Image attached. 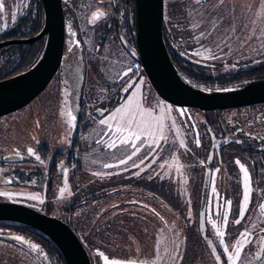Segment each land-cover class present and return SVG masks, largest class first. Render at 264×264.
<instances>
[{
    "label": "flooded vegetation",
    "instance_id": "flooded-vegetation-1",
    "mask_svg": "<svg viewBox=\"0 0 264 264\" xmlns=\"http://www.w3.org/2000/svg\"><path fill=\"white\" fill-rule=\"evenodd\" d=\"M244 1L246 0H223L221 3L220 0H201V3H197V0H164L163 39L172 62L184 82L207 92H224V89H228L227 91L239 90L264 82V64H259L264 58V54L260 50L256 51L254 59L244 57L237 59L229 52V50L238 48L234 43L240 42L241 45L249 41L250 37L252 39L258 37L237 30L227 32L230 20L241 23L240 29H242ZM62 4L65 15L63 52L59 61H57V51L55 50L52 54L53 61L50 64L54 65L55 73L48 85L55 80V86L67 90V94L62 90L64 95L60 96V100L54 99L61 106L62 112L66 107L71 111L75 109L78 112L73 114L76 116L74 140L67 151H59L54 155L51 164L49 163L50 166L48 165L49 171L45 178L42 175L45 168L42 166L36 164L29 169L25 165H20L21 155L11 154L0 159L1 169L8 171L7 173H13L18 178L20 177V180L28 182L38 178L46 180L49 187H53L57 182L59 167L65 168L77 164L79 171L83 168V164L87 163V148H85V152L77 151L75 148L76 144L82 146L78 138L81 133L83 135L84 131L91 127V124L87 122L92 113L101 112L102 106L108 102L114 108L119 105L121 99L116 97V94L119 91L118 95L120 96L121 90L127 87L129 75L139 72L141 79L145 78L148 81V84H145L143 88H149L152 85L157 92L141 59L137 57L139 50L136 0H62ZM27 5L24 14L18 18L16 24L0 34V43L15 41L0 47V80L14 78L29 71L43 62L47 56L49 31L32 42L20 41L35 38L46 28V14L42 0H29ZM97 9L105 11L106 16L93 24L90 22L91 16ZM203 10L204 14L208 13V15L211 10L214 12L213 18L209 20L213 28L211 33L203 32L199 23ZM193 25L198 26L193 27ZM206 36L212 38L211 46L214 54L209 53L204 45ZM217 38H222L225 41L227 62H223L220 58L222 53L215 43ZM129 68L132 69L131 72H128ZM125 72H128L127 76H124ZM48 85L44 90L48 88ZM131 89L126 93V96L130 95ZM44 90L26 105L38 100L41 107L45 106L48 98L41 96ZM112 95L114 98L111 97ZM66 96L67 105L65 104ZM161 98L163 97L161 96ZM174 105L180 107V113H183L181 122L184 125V133L185 128L187 133L193 131V136L191 138L188 136L184 148L191 149L192 157L195 159L194 162L180 167V224L189 230L200 232L201 197L206 172L209 170V191L205 217L207 236L210 237L207 212L213 185L221 186L222 191L225 189V198L231 201L232 211L228 215L229 223L226 225V230L231 232L233 227L239 225L234 222L239 219V209L243 203V192L241 191L243 174L235 163L239 159L249 170L252 188L250 205L241 222L248 220L258 225L256 239L264 236V231H261L264 229V214L259 218L260 216L256 213L259 202L261 199L264 200V98L211 109ZM186 111L191 112V118L189 114L185 113ZM108 112L109 108L101 113V117H105ZM82 123L87 124L82 125ZM103 126L101 133L107 131V127ZM69 127L72 129L71 125ZM179 133L180 131L177 132V134ZM197 138L200 140L199 146L195 143ZM225 138L232 140L221 143V140ZM179 142L180 139L176 143H172L171 147L176 149L182 147ZM168 145L167 142L165 149ZM104 147L106 148V146ZM165 149L161 152L160 150L158 152L149 151V154H154V158L156 154L159 156L153 163L163 165L161 176L152 174L150 170L152 166L144 169L145 174L140 175L147 179H143L142 187L144 189L139 191L143 195H147L149 192L150 199L161 202V210L156 209V202L154 203L152 215L155 217L164 215V218L167 216L165 210L170 198L169 183H171L168 181V159L166 158L168 152L166 153ZM146 151L148 153V150ZM148 157L151 159L152 155ZM200 158L204 162L202 166L197 164ZM24 159L27 160L25 157ZM209 160L210 163H208ZM7 163L10 164L6 165ZM56 166L57 170L52 171ZM216 169L219 171L217 172ZM103 180H105L104 177L98 182L100 191L93 194L100 202L105 195L119 190V188L117 190L116 187H113L103 192L105 186ZM106 181L111 184L118 182L115 179ZM172 184L176 187V182ZM35 185L38 186L41 183L35 182ZM12 193L24 194L23 191ZM186 199L191 201L190 209L195 216L186 215L184 210ZM120 204L115 203L113 206L115 208L122 207ZM102 205L101 202L103 210ZM196 205L198 214L194 211ZM120 210L121 212H117V214L125 211V209ZM72 213H74L73 210L67 212L68 215ZM103 215H105L104 211H100L99 223L102 221ZM164 218L161 219L162 223L165 221ZM99 226L101 229L100 224ZM214 242L224 264H227L223 251L217 245L218 242L215 240ZM205 243L207 242L205 241ZM255 244L253 254L250 255L246 252V255L258 259L260 262L264 257V252L260 251L259 244ZM189 245L192 244H185L186 249L183 251V257H185Z\"/></svg>",
    "mask_w": 264,
    "mask_h": 264
},
{
    "label": "rangeland",
    "instance_id": "rangeland-1",
    "mask_svg": "<svg viewBox=\"0 0 264 264\" xmlns=\"http://www.w3.org/2000/svg\"><path fill=\"white\" fill-rule=\"evenodd\" d=\"M28 1L29 0H5V11L0 13V29H2L0 30V34L16 24L18 18L24 14V5L28 4ZM13 14L16 15L14 21L12 20ZM213 15L214 12L212 10L209 15L208 13L204 14V10L202 11L199 23L201 24L203 32L211 33L213 31L209 22V20L213 18ZM242 16L244 17L242 29H240L241 23H235L230 20L228 23L230 26L227 28V32L237 30L238 32L258 37L254 39L250 37L248 39L249 41L241 45L239 44L240 42L234 43L238 48L229 50V52L233 57H237V59L242 57L254 59L257 50H260V52L264 54V0L244 1ZM205 39L204 45L208 49V52L214 54L215 52L211 46L212 38L206 36ZM215 43L222 53V56H220L221 60L227 62L225 41H223L222 38H217ZM259 64H264V58ZM140 75L139 72L129 75L127 87L130 84L138 86L144 106L152 108L155 115L160 114L161 108L165 110V135L167 136L169 145L165 149L166 143L161 141V147L157 148L155 151L158 152L160 150L161 152L165 149V152H168L166 155L168 159V181L171 183L176 182V187H174V189H179L180 166L187 165L189 162H194L195 159L192 157L191 149L188 150L184 147L176 149L171 147V144L176 143L178 139L183 140L185 144L188 136H190V138L193 136V131L187 133L185 128L184 133L180 107L161 98L153 89L152 85H150L149 88H143L145 84H148V81L145 78L142 80ZM54 82L55 80L48 85V88L44 90L41 95L48 98L45 106L41 107L39 101L35 100L24 108L0 116V159L10 156L11 154L14 155L16 151H19L22 157V161L20 160L19 164L25 165L29 169L36 164L42 166L45 168L42 173L43 178L46 177L49 171V163L51 164L54 155L59 151L65 152L70 148L74 140V128L76 126L75 120L73 122L74 126L71 125L72 129L69 127L70 117L62 114L61 106L57 101H54L55 98L60 100V96L64 95V91L65 94H67V90L63 88L59 89L58 86L54 85ZM135 91L136 88H132L128 96H131ZM118 94L119 91L116 97L118 96L121 102L117 107L124 103L128 97L124 90H121L120 96ZM111 97L114 98L113 95ZM102 107L101 112L97 114L92 113L89 116L87 123L91 124V127L85 130L83 135L81 133L78 138L82 146L79 144L75 146L77 151L83 150L85 152V148H87L88 151L87 163L83 164L81 170L78 171L77 164L72 166L69 165L65 168L59 167L58 180L54 183L53 187H49L46 184V180H44L45 182L39 180V178L31 182L20 180V177L18 178L13 173H7L8 171L1 169V166L0 193L6 192L10 195L5 196L0 194V201L24 204L42 213L66 219L67 208H71L77 202L90 200L78 207V210L72 215V218L75 224L74 227L77 230L78 227L85 228L82 233L80 232L79 237L88 250L92 264H104L103 258L99 255L100 252H103L110 260H135L137 264H139L140 261H145L147 264H177L178 262H180V264H217L207 243H205L198 231H196L198 236L194 234L193 241L188 240V244L192 245L187 247L185 257H183V251L186 249L184 244V235L186 234L185 227L180 224V232L177 228H169V226L172 227L173 224L169 222L168 226L166 222L167 216L166 221H164L165 223H162L161 216L155 217L152 215L154 202H156L157 205L156 209L159 210H161V202L150 199L149 192H147V195H143L139 192L144 189L142 187L143 179H147L140 175L145 174L144 169L152 166L150 169L152 174H156L158 177L161 176V165L153 163L159 156L156 154L154 158V154H149V149L145 146L141 148V151L137 153L136 156L128 160V156H130L132 152L131 146L108 149L107 147L105 148L104 145L97 144V141L102 138L100 135L104 127L99 123L100 119H106L111 112L115 110L110 102ZM169 107L171 108L170 113L167 111ZM108 108V114L105 117H101V113L108 110ZM76 113L78 112L72 109V114ZM185 113L189 114L190 118L192 117L190 111H186ZM87 123H82V125H86ZM178 131H180L179 134H177ZM104 138L106 139V137ZM139 143L140 142L137 141L138 145ZM29 147L34 150V155H29L27 153V148ZM146 150H148V153ZM37 155L40 157V160L36 159ZM149 155H152L151 159L148 157ZM24 157L27 160H25ZM122 159L126 160L127 163L120 164L119 161ZM201 159L202 158H200L197 163L198 166H202ZM141 160H143V163H141ZM9 164L10 163H7L6 165ZM105 164L111 165V167L106 168L104 167ZM133 164L138 165V167H133ZM65 169H67V176L64 174ZM97 173H99V175H97ZM137 173L139 174L137 175ZM102 177L105 179L103 180L105 184L103 192L113 187H116L117 190L119 188L115 193L107 194L104 198H101L103 210L101 209V202L98 201L97 197L93 196V194L100 191L98 182ZM110 179H115L118 182L114 184L108 183L106 180ZM65 181L68 187L63 195H61L60 189L64 187ZM35 182H40L41 185L36 186ZM213 186H215L217 193L214 194L211 190L207 212L210 237L218 242L217 245H219L220 249L223 251L224 246L220 244V238L216 235V231L211 224L212 220H216L217 227H220L225 232V245L229 246L230 250L231 247L236 244L237 239H242L239 237V233L245 229H248L252 233L251 239L256 241L259 227L252 221L244 220L237 227H233L231 232L226 230L227 224L223 223L222 213L228 211L229 215L232 211V205L229 209L225 203L228 201L227 198H225V189L222 191L221 186ZM243 190L244 187L242 185L241 191L243 192ZM16 191H23L24 194L12 193ZM190 192L192 191L190 190ZM34 195L37 196L35 200L31 198ZM173 197H177V194L174 193ZM170 200L172 199L169 198V201ZM115 203L123 204H120L122 207L115 208L113 206ZM261 203H264V200L261 199L259 205ZM184 204L186 215L195 216L190 209L191 201L186 199ZM249 205L250 202L248 206ZM169 208L170 212L174 210L170 207L168 202L165 212H167ZM120 209H125L127 211L129 209L132 211L116 215L117 212H121ZM100 211H104L105 215L101 217L102 221L97 223L99 228V224L101 225V231L91 234V238L96 242L95 243L87 238L85 231L90 225V221L99 217ZM194 211L198 214L197 205ZM256 213H258V216H260L259 218H261L264 211L258 207ZM128 218H134L135 223L131 225V222H128ZM238 227L239 230H237ZM99 233H101V236ZM0 234L11 236L19 235L15 231L1 226ZM254 244L255 243L249 245L245 252L252 255L254 252ZM4 249L8 251V258L4 259L5 263L45 264L36 254L27 250L25 247L23 248L22 245H19L17 242L0 238V251ZM223 254L227 259L224 251ZM0 256H2L1 252ZM241 258L244 264H264V257L258 262V259L249 257V255L247 257L245 253H242Z\"/></svg>",
    "mask_w": 264,
    "mask_h": 264
},
{
    "label": "water",
    "instance_id": "water-1",
    "mask_svg": "<svg viewBox=\"0 0 264 264\" xmlns=\"http://www.w3.org/2000/svg\"><path fill=\"white\" fill-rule=\"evenodd\" d=\"M42 2L46 14L45 30L35 38L20 41L32 42L49 31L47 56L43 62L29 71L14 78L0 80V116L20 109L38 96L55 73L54 65L50 64L53 61V52L57 51V61L62 56L65 38L62 0H42ZM136 3L139 50L137 57L141 59L160 96L179 106H197L202 109L228 107L264 98V82L224 92H207L184 82L172 62L163 39L164 0H136ZM14 42L0 43V47ZM230 140L232 139L225 138L221 140V143H227ZM208 191L209 170L206 172L201 197L200 233L214 258L220 256L219 261L216 259L217 263L224 264L214 240L207 236L205 217ZM0 221L20 222L46 234L59 247L67 264H92L87 248L68 221L10 201H0ZM0 235L19 241L14 239L16 236Z\"/></svg>",
    "mask_w": 264,
    "mask_h": 264
},
{
    "label": "snow or ice",
    "instance_id": "snow-or-ice-1",
    "mask_svg": "<svg viewBox=\"0 0 264 264\" xmlns=\"http://www.w3.org/2000/svg\"><path fill=\"white\" fill-rule=\"evenodd\" d=\"M222 3L223 0H220ZM197 3H201V0H197ZM24 7H28L27 4ZM5 11V0H0V13ZM106 16V12L100 9H97L92 13L91 16V23L95 24L100 18ZM16 19V15H12V20ZM198 25H193V27H197ZM2 30V29H0ZM203 35V33H202ZM132 69L129 68L128 72H131ZM128 72L124 73V76L128 75ZM131 88H136V91L132 93L131 96H128L124 103H122L119 107L115 108L114 111L106 118L100 119L99 123L101 125H105L107 127L106 132L101 133V139L97 141L98 145H104L108 149H117L118 147L124 146H131L132 152L131 155L128 156V160H131L133 156H136L137 153L141 151L142 147L147 146L149 151H155L157 148L161 147V141L167 143V136L165 135V119L166 113L163 108H161V112L159 115H155L152 108H148L144 106L142 99L140 97V89L136 85H129L125 87L123 90L124 92H129ZM227 91L228 89H224ZM65 104L67 105V96L65 97ZM167 111L170 113L171 108L169 107ZM62 114H66L69 119V124L74 126L73 122L76 120V116L72 114V111L65 109ZM183 114V113H182ZM106 137V139L104 138ZM139 141V145L137 144ZM195 143L197 146L200 145L199 138L196 139ZM180 145L184 147V141L180 140ZM27 153L29 155H34V150L29 147L27 148ZM16 156H20V152H15ZM37 160H40V157L36 156ZM211 159V157H209ZM120 164L127 163L126 160H120ZM143 163V160H141ZM201 163H204L201 161ZM235 163L239 166L240 171L243 174V203L239 209V216L240 219H236L234 222L236 224H240L241 220L244 218L246 211L248 210V204L250 202V194H251V187H250V174L248 168L245 164L241 163L239 159L235 161ZM104 167H111V165L105 164ZM133 167H138V165L133 164ZM163 167V165H161ZM182 167V166H180ZM218 172L219 169H216ZM65 176H67V169L64 170ZM139 173H137L138 175ZM99 175V173H97ZM67 182L65 181V185L63 188L60 189L61 195L67 190ZM212 192L215 194L217 190L215 186L212 188ZM5 196H9V193H0ZM33 200L37 199V196L31 197ZM228 208H231V201L228 200L225 202ZM260 209L264 211V203L259 205ZM155 211V210H153ZM157 215H159L157 213ZM163 219V217H161ZM222 219L224 224H228V211H224L222 213ZM212 227L216 231V235L220 238V244L224 246L223 251L227 256V264H244L242 260V253H245L246 248L253 244L257 243L260 245V251L264 252V236L259 237L256 241L251 239L252 233L245 229L244 231L239 233V237L242 239H237L236 244L230 247L225 245V232L220 228L217 227L216 220L211 221ZM264 231V229H261ZM14 239L22 241L24 244H28L27 240H24L23 237H14ZM30 247L33 251L37 250L38 245L31 244ZM99 255L103 258L104 264H137L135 260H119V259H109L107 256L104 255L103 252H100ZM216 259L219 261L220 256L218 255ZM139 264H147L145 261H140Z\"/></svg>",
    "mask_w": 264,
    "mask_h": 264
},
{
    "label": "trees",
    "instance_id": "trees-1",
    "mask_svg": "<svg viewBox=\"0 0 264 264\" xmlns=\"http://www.w3.org/2000/svg\"><path fill=\"white\" fill-rule=\"evenodd\" d=\"M55 170H57V166L52 169V171H55ZM174 186L175 185H173L172 183H169V195H170V199H172V200H170V201L168 200L170 207L173 208L174 210L172 212H170V208H169V210L167 211V221H166V217L164 218V220L167 222L168 226H169V222L173 224V226L172 227L169 226V228H173V229L177 228L180 232V190L176 189V188L174 189ZM174 193L177 194V197H175V198L173 197ZM89 201L90 200H85L83 202L82 201L77 202L71 208H67L66 212H69V210H73L75 213L78 210V207L82 206L83 204H85ZM153 208H154V206H153ZM131 211L132 210H128V211L125 210L124 212H131ZM74 213H72L70 215L67 214L66 220L71 224V226L74 228L76 233L79 235L80 232L82 233L85 228L84 227H78V230H77L74 227L75 224H74L73 218H72V215ZM116 215H118V214H116ZM98 218H96V219L94 218V220L90 221V225L86 228V231H85L87 238L91 239L92 241H94V240L91 238V234L94 232H100L101 231V229L98 227V224H97V223H99ZM128 222L129 223L131 222V225H133V223H135L134 218H128ZM0 226L15 231L16 233L19 234L16 237H23L24 240H27L29 243L24 244L22 241L21 242L15 241L13 239L6 238V237H3L1 235H0V238H4V239H8V240H12V241L17 242L19 245H22L23 248L25 247L27 250L36 254L37 257L41 261H43L45 264H67L61 250L56 245V243L51 238H49L46 234L42 233L41 231L37 230L36 228L31 227V226L26 225V224H23V223H20V222H15V221H0ZM131 227H133V226H131ZM185 231H186V234L184 235L185 236L184 237L185 244H188V240H190V241L194 240V234H196V232L192 231L191 229L190 230L187 229V227H185ZM99 235L101 236V233H99ZM196 236H197V234H196ZM200 236H201V233H200ZM31 244L38 245L37 250L33 251L32 248L30 247ZM0 252L2 254V256H0V264H8V263L4 262V259L8 258L7 257L8 251L6 249H4ZM19 255H18V257H19ZM11 264H14V263H11Z\"/></svg>",
    "mask_w": 264,
    "mask_h": 264
}]
</instances>
